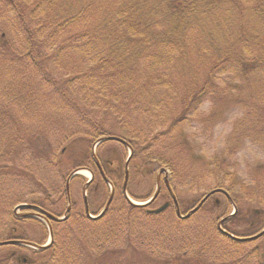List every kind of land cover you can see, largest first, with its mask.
Returning a JSON list of instances; mask_svg holds the SVG:
<instances>
[{
	"label": "trees",
	"instance_id": "trees-1",
	"mask_svg": "<svg viewBox=\"0 0 264 264\" xmlns=\"http://www.w3.org/2000/svg\"><path fill=\"white\" fill-rule=\"evenodd\" d=\"M5 1L14 14L9 26L18 37L16 42H19L22 32L25 37L22 49L18 52L7 41L0 44L1 62L4 63L0 67V99L11 101L14 95L16 99L12 111L0 110V180L9 173L13 176L15 172L25 173L28 177L32 175L22 167H15L16 159L10 154L12 152L17 156L27 149L17 116L20 113L29 115L26 119L32 120L35 117L32 115H36L40 109L39 105L21 109L19 106H26L30 100L28 92L22 89L23 85H17L21 88L14 87L8 80L13 71L20 70L14 63L21 62L40 74L46 86L54 89L56 100L63 106L62 110L73 113L83 123L89 122L86 129H77L81 135L72 138L71 132L66 138L63 137L67 145H63L60 151L52 146L45 150L48 145L41 147L42 143L36 141L38 136L35 140L30 138L29 143L37 151L38 157L56 175V182H61V186L56 184L51 192L42 185L36 186L43 187L39 189L42 195L33 198L32 204L59 216L55 209L58 203L67 199L66 179L79 167L94 172L90 198L97 196L103 189L106 199L108 186L91 153L93 142L106 135L122 137L130 145L132 156L129 176L143 166V177H149L154 184L157 171L161 168L168 170L172 176L169 184L175 191L181 211L191 202L193 205L190 209L194 207L203 195L212 190L220 189L214 194L221 193L225 201L211 198L212 194L189 218L180 219L174 215V220L168 221L171 228L162 233H170L173 240L181 241L178 248L173 250L179 253L159 255L160 258L154 259L152 252L143 245V238L140 237V242L135 241L137 236L131 220L139 217L156 224L159 220L166 221L167 216L164 214L167 211L170 213L173 205L160 212L154 209L158 200L170 201L171 195L162 183L158 196L149 205L129 203L122 193L124 170L120 167L118 148L115 145H101L97 158L106 178L112 182L115 193L117 191L124 202L122 218L118 222L111 221L115 225L97 228L99 232L91 231L87 236H77L75 232L66 231L72 224L70 213L77 209L73 201L66 219L55 221L46 216L53 235L47 248L33 249L19 244L2 246L0 248H6V251L0 252V264H264V234L253 241L237 242L217 229V222L222 217H226L223 228L237 236H244L250 230H260L264 225V165L256 168V179L246 182L239 174L237 165L227 158L238 147H242L246 140L264 150V0H246V6L239 0ZM254 18L260 21V30L256 27L249 30L247 20ZM225 23L223 29L218 28ZM68 45L80 51L88 60H93L95 66L80 70L75 62L71 73L57 79L43 63L52 59L53 63L58 64L57 59L68 52L65 49ZM50 48L57 54H50ZM169 64L179 71V77L173 80V67H168ZM69 67L68 64V71ZM178 80L181 83L176 85ZM72 83L79 90L75 91V96H70L67 90ZM34 93L35 90H32L29 94ZM175 93L179 96L177 102L173 97ZM204 97L211 101L210 109L202 119L203 126L208 130L224 120L227 108L239 107L243 111V115L234 122L225 150L209 158L195 150L194 142H191L185 131L189 114L196 110ZM30 98L37 102L38 95ZM98 108L103 112L99 120L90 115L91 111ZM253 110H258L257 121L263 123L262 127H255L254 130L250 120L251 116L252 122L256 121L251 115ZM54 113L52 109L46 117L51 118ZM95 119L98 123L91 121ZM99 122H109L115 129L124 128V135L115 129L104 130ZM21 141L24 142L23 149L17 147ZM107 142L113 141L103 143ZM1 143L6 144V147ZM77 146H85L79 160L70 153ZM69 147L70 152L65 155ZM139 156L141 159L138 160ZM205 182H213V185L206 187L205 194L185 199L187 196L181 192L182 187L199 186ZM127 191L134 199H146L136 197L129 187ZM22 203L27 202L16 200L9 206L8 200L3 204L7 209L0 206V222L3 225L0 241L23 239L44 243V239L36 242L19 236L18 225L24 222L33 221L42 230H47L46 224L40 219L15 213L14 208ZM223 203L225 205L222 208ZM92 204H97L94 198ZM232 204L237 209L235 214L230 215ZM206 211L213 212L210 214L213 217L216 215L215 221L213 218L207 220V234L215 245L220 247L219 244H222L228 251H217L212 244L204 242L199 234L193 242H186L195 233L190 230L179 233L183 236L180 237L173 227L174 224L185 228L192 224L202 227L200 217L191 219L198 212L205 214ZM2 214L5 217L2 218ZM107 214L97 220L86 217L85 222L97 225ZM123 221L124 227L120 226ZM235 224L243 226L244 233L237 231L233 226ZM108 242L114 243V246L106 247Z\"/></svg>",
	"mask_w": 264,
	"mask_h": 264
},
{
	"label": "rangeland",
	"instance_id": "rangeland-1",
	"mask_svg": "<svg viewBox=\"0 0 264 264\" xmlns=\"http://www.w3.org/2000/svg\"><path fill=\"white\" fill-rule=\"evenodd\" d=\"M239 1L242 5L246 6L247 4L246 0H239ZM13 17L14 14L9 4L5 0H0V44L2 45L5 41H7L8 44L14 48L15 52H18L22 49L25 34L22 32L20 35L19 42H16L18 40L17 39L18 37L14 35V33L10 30V26H9V22L12 20ZM256 20H257L256 18L250 21L247 20V23L249 25V30H254L255 27L257 28V30L261 29L260 21H256ZM225 26L226 23L218 28L223 29V27ZM50 47H51V43H50ZM52 48L56 49V46L52 45ZM65 49H67L68 52L65 55H63V57L57 59L58 64L53 63L52 59L49 60L47 63H43V65L47 66L50 70H52V73L54 74L55 78L60 79L65 74L71 73V71L74 70L75 62L78 64V66H80V70H87V68L89 69L90 67L95 66V62L93 60L92 61L88 60L83 56V54H81L80 51H78L77 49L74 50L73 48L70 47V45L66 46ZM56 52L57 51H51L50 48V54ZM14 60L17 62L16 59ZM1 61L2 59L0 56V67L4 65V63ZM14 64L15 67L19 68L21 71L16 69L8 76V80L11 82V85L14 87H20L23 85L22 89L24 88L26 92H28L27 95L30 100H31L30 96L34 97L36 94L38 95L37 102L28 100L26 106H19V107L21 109H28L31 108L32 106L36 108V106L39 105L40 109L36 112V115H32L35 116L32 120L26 119L27 117H29V115L23 116V114L20 113L17 116V121L18 123H21L22 126L21 135L24 138L23 141H25V145H26L25 147L27 149L19 152L17 156L14 155V153L12 154V152L10 154L12 158L16 159L15 167L17 168L22 167L27 172L32 173V175L28 177V175L25 173L21 174L15 172L13 176L11 175V173H9L5 175V179L0 180V206L4 209H7V207L3 206L4 201H8V200H9V206L16 200H22L27 202L26 204L34 205L31 203L32 202L31 200H34L33 198L37 199L42 195L39 189L41 190V188L45 187L49 192H51L53 190L52 188H55L56 184H59V186H61V182L60 183L56 182L57 181V179L55 178L56 175H54L51 172V170L45 166L46 165L45 161L38 157L39 155L37 154V151L35 150V148H33L30 145L29 140L31 137L33 138V140H35V137L38 136V140L36 141L42 143L41 147H45L48 145L47 147H45V150L48 149L49 146H52L54 149L60 151V149L63 148V145H67V142L63 141L67 137L66 135H69L72 132L71 133L72 138H75L76 136L81 135L80 133L77 132V129L83 130L86 129L85 127H88L89 125L88 124L89 122L83 123L82 121L77 119V117L73 113L66 110H62L63 106H61V104H59V101L56 100L54 89L46 86V84L39 77L40 74L31 71V69L27 68L26 65L21 62ZM68 64L70 65L69 71L66 68ZM168 67H173V70L171 71L172 72L171 80L179 77V71L174 66H172V64H169ZM19 75L21 76L16 80L15 78L18 77ZM180 83L181 81L178 80L176 82V85H179ZM76 86L77 85L75 83H72L67 88L70 96H75V91L79 92V90L77 89L78 87ZM32 90H35V93L29 94ZM171 91L173 90L171 89ZM173 97H174V101L177 102L179 100V96L177 95V93L173 94ZM15 100H16L15 95L13 96L11 101H6V99L5 100L0 99V110L5 109L8 112L9 110L12 111V109L14 108L13 104H15ZM252 100L253 98L249 99L248 102H251ZM210 104L211 101H209L206 97H204L202 102L197 106L196 110L191 114H189V120L185 130L191 142H194L193 145L195 147V150L198 153H201L206 158H209L212 154H216V153L219 154V152H223L225 150L224 147H226L227 139L229 134L231 133L234 122L243 115V111L239 107L227 108L224 112V116H225L224 120L221 121L220 123L215 124L212 129L208 130L207 128H205V126H203L202 119L205 117V114L208 113L210 109ZM52 109L55 110L53 117L51 118L46 117L49 114H51ZM100 111L101 109L98 108L97 110L91 111L90 115L99 120L103 114V112ZM60 113H62L63 115ZM257 113L258 110H253V112L251 113V115L256 119L255 123L252 122V118L250 116L251 123L253 124L252 130L263 126L262 122L257 121V116H256ZM12 116L14 117V115ZM51 119H53V122L51 121ZM96 119L91 121H95L98 123ZM101 126L103 127L104 130L115 129L114 126L111 127L109 125V122H105V124L102 123ZM90 130H93V128ZM115 130L120 135H124V128L120 129V127H117ZM5 131L6 133L8 132L7 129H5ZM87 136L91 137V135H87ZM63 137L65 138L62 140ZM115 142L116 141L103 143L102 146L108 147L115 145V147L118 148V152L120 153V157H121L120 167L123 168L126 161L125 160L126 155L129 149L126 148L124 144L121 145L119 142L117 143ZM1 145L6 147V144L1 143ZM17 147H22L23 149L24 142L22 141L19 142L17 144ZM99 147L100 145L98 146V148ZM70 149L71 147H69L64 154L68 155ZM84 149L85 146L82 147L77 146L76 148H72L70 153L73 155L74 158L79 160L81 159V154L83 153V151H85ZM98 151H100V149ZM101 152H99V154ZM140 157L141 156L138 157V160L141 159ZM227 158L230 159L232 163L237 165L239 174H241L244 180L248 182L256 179V174H255L257 172L256 168L258 166L264 165V150L260 149L258 146H256V144L252 143L250 140H246L244 141L242 147L240 148L238 147L236 151H234V153L228 156ZM143 169L144 167L142 166L141 170L132 172V174L129 176V180H128L129 184L127 186V189L129 187L131 192L135 194L136 197L144 198V197H148L156 190V185L155 182L154 184L152 183L149 177L148 178L143 177L142 174ZM89 176L90 173L81 172L80 177H76V179L73 178L69 184L70 193L68 194V196L70 197L71 201H74L77 204L74 205L75 208L77 206V209L74 210L73 207V210L75 212L73 211V213H70V216L72 218L71 220L72 224L70 227L66 228V231L75 232L77 236L80 234L87 236L88 233L91 231L99 232L96 231V229L99 227L104 228V226L115 225L116 223L111 221L118 222L123 215L122 208L124 207V202L123 200H121V198H119L120 194L117 193L116 191L113 201L107 211L108 214L106 213L107 215L105 219L97 225H91L86 223L87 221L85 220L86 216L84 213L85 209H84V198L82 194L83 192L82 188H83V183L85 182L86 179H88ZM30 178H33L34 181L31 180ZM171 178L172 176L168 174L167 177L164 179L170 181ZM118 182L121 183V181ZM211 184L213 185V182H205V184L199 186L187 185L185 187H182L181 192L185 193V195L187 196V198L185 199L193 198V197H201L203 194H205V192H207L205 190L206 187ZM38 185H42L43 187H39V188L36 187ZM32 190L34 191L33 194H32ZM172 192L175 193L174 189L172 190ZM107 193L108 192H106V194ZM103 194H104L103 189H100V192L97 196L91 198L89 196L87 197L92 214H96L97 211L99 212L101 208L104 206L106 199L103 197ZM214 197H217L225 201L224 196L221 193L219 195L213 194L211 198ZM92 198H94V202H96L97 204L95 205H93L94 203L92 204ZM193 200L195 201V199ZM162 202L163 201L158 200L156 204L160 205ZM67 203L68 200L67 202L66 200H62L60 203H58L55 209L56 212L60 215L65 213V211L67 210ZM192 205L193 202L182 207V212L184 213L187 212ZM224 205L225 203H223L222 208ZM231 208L233 207L231 206ZM220 212L222 213L223 210H221ZM168 213L169 212L167 211L164 214L165 216H167L166 221L159 220L158 224L144 220L143 218H139V217H135L134 219L131 220V226L132 228H134V232L137 236L135 241L140 242V237L143 238V241L145 240V242L142 241L143 245L146 247L148 251L152 252L151 256H153L154 259L160 258L159 255H172L175 253H179L178 251H173V250L175 249V247L178 248V245L181 241L179 242L178 240H173V235L170 233H166V234L162 233V231L171 228V226H168L170 225L168 221L172 222V219L174 220V215H175L174 208L171 209L169 214ZM212 213L213 212L210 211H206L205 214H203V212H198V214L191 219V220H196V218L200 217L199 220L202 223V227H199L198 225L195 224H192V226H189V228H185V226L182 227L177 224H174L173 227L177 229L178 234L186 233L187 231L189 232L190 230L191 232L195 233V236L190 237V239H187L186 242H193L196 239V235L199 234L204 242H206L207 244H212L213 246L212 245L210 246L216 248L217 251L219 249L222 251H226V250L228 251V249L222 244L221 245L219 244L220 247L215 245L211 240L210 236L207 234V229L209 228V226L207 225V220L209 218H213L212 220L215 221L214 217H216V215L214 217L211 216L210 214ZM35 216L40 217V215L38 214H35ZM3 217H5V215L2 214V218ZM76 219L78 220L76 221ZM124 221L120 223L121 224L120 226L124 227L123 226V223H125ZM2 226L0 222V238H2L1 237L2 229H3ZM204 226L206 227L204 228ZM233 226L235 227V229H237V231H241L242 233H244V229L242 228L243 226L238 227L237 224ZM18 227L20 231L18 233L20 234L19 236H24L27 239L36 242H39L42 239L46 240L47 238V230L45 229L42 230V227H40L39 224H35L33 221L20 223ZM262 227H264V225H262ZM258 230L247 231V233H245L246 235L243 234L244 236L242 237H248L253 234H256V231ZM179 236L183 237L181 234H179ZM149 237H151L152 240ZM4 244L6 243H2L1 245L7 246ZM141 245L142 243H140V248L142 249ZM113 246L114 243L112 242H108V245H106V247L108 248H112ZM5 249L6 248H0V252L4 251ZM194 250L196 251V247H194Z\"/></svg>",
	"mask_w": 264,
	"mask_h": 264
},
{
	"label": "water",
	"instance_id": "water-1",
	"mask_svg": "<svg viewBox=\"0 0 264 264\" xmlns=\"http://www.w3.org/2000/svg\"><path fill=\"white\" fill-rule=\"evenodd\" d=\"M107 138H108V139L120 140L121 142H123L124 144H126V142H124L123 140H121V139H119V138H116V137H107ZM128 160H129V159H128ZM128 160H127V161H128ZM126 181H127V171L125 172V182H124V186H123V189H124V190H125ZM158 190H159V185H158V187H157V192L153 195L152 198H154V197L157 195ZM207 196H208V195H207ZM207 196H205L204 199H205ZM111 198H112V194H111V196H110V198H109V200H108V202H107L106 207L104 208V210H103L99 215L96 216V218H98V217H100V216H102V215L104 214V212H105L106 209H107L108 204H109L110 201H111ZM204 199H203V200H204ZM196 209H197V207H196L195 209H193L192 211H190V213H188V214L185 215L184 217H188V216H189L192 212H194ZM177 214L179 215V211H178V209H177ZM88 215H89V214H88ZM89 216H90V215H89ZM53 219H57V218L54 217ZM57 220H59V219H57ZM222 232H223L225 235H228L229 237H231V238H233V239H235V240H237V241H248V240L255 239V238L259 237L260 235H262V234L264 233V229H263L260 233L254 235V236H251V237H246V238H245V237H244V238H238V237H235V236H233V235H231V234L226 233L224 230H222ZM0 244H2V243H0Z\"/></svg>",
	"mask_w": 264,
	"mask_h": 264
},
{
	"label": "bare ground",
	"instance_id": "bare-ground-1",
	"mask_svg": "<svg viewBox=\"0 0 264 264\" xmlns=\"http://www.w3.org/2000/svg\"><path fill=\"white\" fill-rule=\"evenodd\" d=\"M82 172H85V170H82Z\"/></svg>",
	"mask_w": 264,
	"mask_h": 264
}]
</instances>
